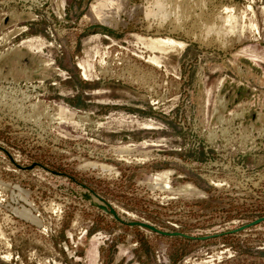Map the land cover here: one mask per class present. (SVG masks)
<instances>
[{
	"label": "rangeland",
	"instance_id": "obj_1",
	"mask_svg": "<svg viewBox=\"0 0 264 264\" xmlns=\"http://www.w3.org/2000/svg\"><path fill=\"white\" fill-rule=\"evenodd\" d=\"M90 2L0 0V264H264V0Z\"/></svg>",
	"mask_w": 264,
	"mask_h": 264
},
{
	"label": "bare ground",
	"instance_id": "obj_2",
	"mask_svg": "<svg viewBox=\"0 0 264 264\" xmlns=\"http://www.w3.org/2000/svg\"><path fill=\"white\" fill-rule=\"evenodd\" d=\"M145 1H146L145 4H143V3L142 4H132L130 0H91L87 11L82 16V19L90 20V21L98 23L100 25H108V26L115 25V26H117L119 24H123V21L120 17L121 14H126L128 16H131L134 13H141L142 16H144L142 18H145V19L153 18L158 25H162L165 21H167V19H170L173 17L179 18V16H182V15L185 16V14H186L185 13V10H186L185 7H189L190 5L199 6L202 3L201 2L202 0H145ZM185 2H187V3H185ZM229 7L225 8L226 12L224 14H220L218 16L216 15L217 16L216 18H215V16H214V18H209V17L204 16L203 14L198 15L199 16L198 18L200 20L199 25L203 29L202 31L205 33L206 37H208V35L212 34V35H215L216 39L222 40L223 36L228 35L230 33H234L236 29H239V28H237V20H238L237 14L238 13H236L235 12L236 10L234 9L235 10L234 11L233 8H231V6H229ZM174 20L176 21V19H174ZM146 21H148V20H146ZM153 24H155V23H153ZM157 24H156V26H157ZM160 28H162V27H160ZM238 31H240V30H238ZM234 35H235V33H234ZM231 36H232V34H231ZM225 37H227V36H225ZM5 38H8V36H6ZM154 41L156 43H159L164 48L165 47H178L170 39L163 40L161 38H156ZM224 43H222V44H224ZM218 98L220 100L221 97L218 96ZM225 103H227V101H225ZM225 103L223 102V104H225ZM218 105H219V103H218ZM167 176H168V172L164 173L162 177L167 178ZM165 186L167 188H169V186L167 184ZM191 186H189V185L182 186V187H180L179 191L189 190L191 188ZM5 256H8V255H5Z\"/></svg>",
	"mask_w": 264,
	"mask_h": 264
},
{
	"label": "built area",
	"instance_id": "obj_3",
	"mask_svg": "<svg viewBox=\"0 0 264 264\" xmlns=\"http://www.w3.org/2000/svg\"><path fill=\"white\" fill-rule=\"evenodd\" d=\"M219 185H221L220 183H218Z\"/></svg>",
	"mask_w": 264,
	"mask_h": 264
}]
</instances>
